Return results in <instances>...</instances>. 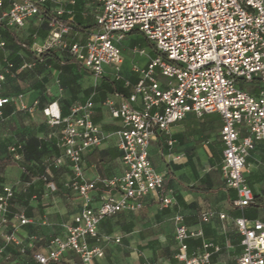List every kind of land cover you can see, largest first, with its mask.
<instances>
[{"label": "built area", "instance_id": "built-area-1", "mask_svg": "<svg viewBox=\"0 0 264 264\" xmlns=\"http://www.w3.org/2000/svg\"><path fill=\"white\" fill-rule=\"evenodd\" d=\"M77 1L0 0V51L7 47L3 32L24 29L33 19L40 24L45 14H50L47 36L43 40L35 36L30 45L37 57L50 50L66 51L93 75L101 78L111 68L114 77L119 78L124 41L133 31L149 41L150 54L145 66L133 67L138 79L134 84L126 81L131 87L129 96L120 102L113 98L104 101L117 126L124 172L100 180L105 191L98 207L91 206V192L97 181L85 174L84 154L100 147L108 135L93 121V96L74 105L67 116L61 115L56 102L43 110L48 123L60 127L57 145L62 154L49 160V165H70L73 179L69 187L86 205L73 222L65 225L64 235L50 238L46 252L34 254V264L60 262L69 252L82 264L103 258V244L111 236L100 234V224L120 212L142 209L143 199L164 187L168 172L154 167L150 158L153 143L165 139L170 147L169 161H181L184 155L172 150L175 140L170 136L171 127L190 114L203 117L212 113L219 114L223 122L219 171L226 187L236 192L232 209L241 213L233 218L242 237V252L236 264H264V221L244 216L254 199L245 175L247 159L264 141V0H91L98 9L97 27L84 41L73 42L72 28L62 18L73 20L74 11L69 5ZM35 65V61L24 62L18 71ZM11 68L7 61V67L0 70V85ZM253 83L258 92L245 88ZM9 102L11 98L0 95V119L2 108ZM20 107L34 111L33 107ZM21 148V144L10 148L17 162L22 159ZM51 187L54 191L55 186ZM15 194L14 186L3 185L0 189V261L8 259L11 245L19 247L22 254L26 252L17 227L28 224L29 219L24 213H12ZM161 203L168 207L172 197L165 196ZM215 215L203 213L200 221L210 222ZM219 217L226 219L227 214L220 213ZM13 220L18 225L9 229ZM175 222V259L179 264H212L213 255L221 247L213 240H203L201 247L190 252L188 242L203 237L202 229L190 228L181 215L175 216Z\"/></svg>", "mask_w": 264, "mask_h": 264}, {"label": "crops", "instance_id": "crops-1", "mask_svg": "<svg viewBox=\"0 0 264 264\" xmlns=\"http://www.w3.org/2000/svg\"><path fill=\"white\" fill-rule=\"evenodd\" d=\"M135 49L139 50L138 47ZM145 49L150 54V47ZM10 53L11 51L6 52L5 49L0 52V64H6ZM49 70L51 72L35 73L24 80L17 76L21 71L6 73V79L0 85V95L11 98L6 108L14 106V110L9 115H2L0 119V157L4 156L5 149L12 143L11 136L14 133L16 141L20 143L30 137L38 138L46 145L52 158L62 154L57 145L60 127L48 123L43 108L56 102L61 111V106L66 104L73 106L84 103L87 99L86 89L96 87L101 81L100 77L89 73L79 78L77 85L69 86L67 82L73 77L71 74L52 67ZM124 70L129 73L124 78L129 79L136 73L133 66ZM106 75L115 78L111 68H107ZM135 79L134 83L138 74ZM133 82L131 81L132 84ZM245 88L253 92L259 91L256 83L246 84ZM19 95L23 97L19 98ZM122 97L124 96L110 95L108 98L120 102ZM21 105L33 107L34 111L30 113L22 110ZM93 121L101 125L108 135V139L100 147L90 148L84 154L85 174L89 180L97 181L96 188L91 192V206L98 207L105 191L100 180L121 175L124 165L121 151L117 147V126L104 102L94 104ZM222 124L221 116L216 113L205 114L203 117L190 114L185 120L174 124L170 130V136L175 140L172 150L184 155L181 161H169L170 147L165 139L161 138L153 143L150 158L154 167L168 172L164 187L159 193L146 196L142 209L120 212L100 224V234L111 236V240L103 244L105 256L95 259L93 264H144L148 261L179 264L175 259L178 247L175 239L177 215H181L190 228L202 229L203 237L188 242L190 252L201 247L203 240H213L221 250L213 255L212 264H236L242 252V237L233 218L241 213L232 209L236 192L226 187L219 171L224 149L220 137ZM50 127L55 128V131L50 132ZM113 148L120 155L101 162L100 171L99 159L95 155L98 151ZM52 158L48 156L42 163L45 166L43 172L39 170V163H30L35 171L30 179L27 178L28 172L24 174L23 169L16 164L0 169V185L14 186L16 190L11 203L12 213H24L29 219V223L24 226L17 227L18 222L15 220L8 226L9 229L17 227V234L26 252L22 254L19 247L11 245L7 249L8 259L1 260L0 264H32L34 254L39 251L46 252L50 238L53 235H64L65 225L73 222L86 205L69 187L73 179L70 165L67 163L58 167L57 173L53 174L49 165ZM245 175L252 187L254 199L245 210L244 216L248 220L264 221V141L258 143L248 157ZM52 185L55 186L53 192L50 191ZM168 195L172 197V204L164 207L161 200ZM206 212L216 215L210 222L202 223L200 216ZM220 213L227 214V218L221 219ZM115 238L121 241L116 242ZM48 264L82 262L78 256L69 252L60 262Z\"/></svg>", "mask_w": 264, "mask_h": 264}, {"label": "trees", "instance_id": "trees-1", "mask_svg": "<svg viewBox=\"0 0 264 264\" xmlns=\"http://www.w3.org/2000/svg\"><path fill=\"white\" fill-rule=\"evenodd\" d=\"M92 4L93 3L91 0H79L76 2L75 5L71 6V8L74 11L73 20L70 22L68 20L69 18H67L66 16L62 18V21L68 23L72 28L71 37L73 38V42L84 41L85 38L88 36V34H90L97 27L95 15L97 14L98 9L96 4L94 5ZM93 9L95 10V13H93ZM86 15L88 16L87 18ZM50 19H51L50 14H45V16L43 17V21L40 24L36 19H33L24 29H21L22 31H25L27 34L23 44L19 42L17 38L18 36L17 33L20 30L3 32V37L7 41V46L10 48L13 47V49L10 50L11 53L7 57V61L12 64V68L10 71L16 72L24 62L35 61L36 62L35 67L36 66L37 67L36 69L32 68L34 69L32 71L37 70L38 72L36 73L38 74H41L46 71H48L49 73L51 72V70H49V67H52L56 70H59L63 73L71 74L73 76L67 82L69 83L68 84L69 86L73 84L77 85V81L79 78H81L83 75L89 73L91 74V72L88 71L84 66L78 63L76 60H74L68 52L62 50L60 51L50 50L48 52L43 53L40 57H37L30 48V45L33 43L35 36H37L40 40H43L47 36L49 32ZM129 35L132 37L131 38L132 41L131 42L128 41V43H130L128 45L138 47L139 50L151 46V44L146 39V37L139 31H133ZM18 51L21 52L19 53ZM6 67H7V62L6 64L5 63L0 64V70H4ZM27 70L28 69L24 71ZM75 71L76 74H73ZM135 78H136L135 74H133V76L130 77L129 79L124 77L112 78L110 76L105 75L101 77V81L96 87H90L86 89V93H87L86 97L88 99V97L92 95L94 104L104 102L110 95H122L124 97H128L129 94L131 93V87L126 86V81L131 80L133 82L136 80ZM42 87L45 86L43 85ZM51 103H49V105ZM73 106H71L70 104L61 106V115L62 116L69 115ZM45 108H43V110ZM13 110H14V106L6 108V105H4V107L2 108V115L3 116L9 115L10 113H12ZM111 129H115V128L111 127ZM18 144L22 145V148L19 149V153L22 155L23 159L18 162L15 161L13 157V153L9 152L8 148H6L4 156L0 157V169H3L4 167L17 163L23 167L24 174L28 172L27 178L30 179L33 176L32 173H35L32 167H30V163L35 162V163H39L38 164L40 165L39 170L43 172L45 170V166L42 163L45 162V159L48 156H51L52 158V155L49 154L46 145L36 137H30L25 141L21 140V143L18 142ZM119 155L120 153L115 152L114 148L110 150L98 151L95 156L98 157L99 159V163H98L99 170L100 171L102 170V164H100L101 162L108 161L109 157L111 158ZM50 167H52L51 168L52 173L56 174L58 167L53 165H51ZM2 186L3 185H0V189L2 188ZM32 264H34V261Z\"/></svg>", "mask_w": 264, "mask_h": 264}, {"label": "rangeland", "instance_id": "rangeland-1", "mask_svg": "<svg viewBox=\"0 0 264 264\" xmlns=\"http://www.w3.org/2000/svg\"><path fill=\"white\" fill-rule=\"evenodd\" d=\"M93 4L92 5H94L95 3L94 2H92ZM93 13H95V10L93 9ZM88 16L86 15V18H87ZM18 36H17V38H18V40H19V42H21L22 44H23V42H24V40H25V37H26V32L25 31H22V30H20L18 33ZM131 36L128 34L127 35V37H126V40L124 41V47H123V57H124V64H123V68H122V71H121V77H128V71H126V70H124V68L125 69H129L130 67H134L135 65L136 66H141V65H144V64H146L147 63V59H148V53H147V50L144 48V49H142V50H137V49H135V47L134 46H132V45H127L126 44V42H131L132 40H131ZM130 44V43H129ZM11 49H13V47H6L5 48V51L6 52H10V50ZM60 51V50H59ZM37 67V66H36ZM36 67H34V69H36ZM34 69H28L27 71H24V72H20V74L19 75H17L18 77H19V79H21V80H24V79H26V78H29V77H32V76H34V74L36 73V72H38L37 70L36 71H32V70H34ZM135 74V77L137 76V73H134ZM1 122V121H0ZM0 129H1V127H0ZM49 131L51 132V131H55V128H52V127H50V129H49ZM15 133L11 136V138H13V140H12V143L11 144H9V146L7 147L8 148V151L9 152H11L10 151V148L14 145V144H18V141H16V139H15ZM15 141V142H14ZM14 142V143H13ZM22 160V159H21ZM16 165L17 166H19V167H21L22 169H23V167L21 166V165H19V164H17L16 163ZM50 191H52L53 192V190H52V187H50ZM55 191V190H54Z\"/></svg>", "mask_w": 264, "mask_h": 264}]
</instances>
